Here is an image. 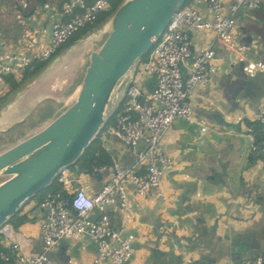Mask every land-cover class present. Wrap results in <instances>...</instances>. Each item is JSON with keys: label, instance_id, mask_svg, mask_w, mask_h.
<instances>
[{"label": "crops", "instance_id": "1", "mask_svg": "<svg viewBox=\"0 0 264 264\" xmlns=\"http://www.w3.org/2000/svg\"><path fill=\"white\" fill-rule=\"evenodd\" d=\"M66 1L0 0V52L23 50L36 56L50 41L52 26L62 18ZM238 25L240 54L245 59L219 44L216 71L191 95L194 116L208 131L203 132L192 120L178 119L164 140L174 165L164 176L163 196L157 190L140 196L131 186L129 206L110 211L116 230L127 228L136 236L134 255L126 264H243L247 258L264 257V162L252 151L247 131L264 100V10H244ZM192 35L197 47L213 37L212 33ZM132 70L139 72L135 65ZM38 81L26 85L20 96L17 92L11 97L21 108L17 112H25L24 116L48 97H41ZM141 88L151 93L155 79L143 77ZM51 98L56 103L62 101ZM54 113L43 115L40 123L14 142L31 135ZM114 120L115 115L111 124ZM104 132L105 128L98 141L110 161L117 159L129 167L133 162L129 148L117 137H109L107 142ZM72 173L74 187L90 194L99 191L109 176L108 172L92 174L86 170ZM40 202L27 201L20 211L27 221L17 227L11 224L13 237L26 255L43 250L41 222L45 211ZM92 215L98 218L100 212L94 210ZM0 242L8 248L12 240L1 236ZM97 253L96 243L84 234L60 241L50 257L55 264H111L96 262Z\"/></svg>", "mask_w": 264, "mask_h": 264}, {"label": "built area", "instance_id": "2", "mask_svg": "<svg viewBox=\"0 0 264 264\" xmlns=\"http://www.w3.org/2000/svg\"><path fill=\"white\" fill-rule=\"evenodd\" d=\"M110 8L109 0H67L62 6V18L52 26L50 41L36 56L23 50L0 52V99L10 90L9 77L22 76L35 61L50 60L73 34ZM263 8L264 0H186L147 58L136 62L139 72L129 73L122 93L117 90L113 93L108 116L115 115V120L105 128L103 137L107 142L109 137L122 140L131 152L132 164L127 167L115 159L95 167L92 174L108 172L109 176L94 194L75 188L72 170L63 167L57 174L61 187L48 191L39 204L45 211L41 222L42 252L26 255L13 237L11 224L6 223L0 228V236L12 243L8 248L4 244L0 246V264H55L50 252L59 242L79 239L84 234L98 247L96 262L128 263L134 255L136 236L127 228L116 230L110 211L129 206L131 186L140 196L152 190L163 196L164 176L174 165L164 148L168 132L180 118L192 120L203 132L208 131V126L194 116L191 95L216 71L219 44L231 54H238L240 60L245 59L240 54L238 16L244 10ZM198 32L212 33L213 37L197 47L192 34ZM145 76L155 79L151 93L141 88ZM247 131L252 151L259 153L264 162V100ZM94 210L100 212L98 218L93 217ZM243 264H264V257L247 258Z\"/></svg>", "mask_w": 264, "mask_h": 264}, {"label": "water", "instance_id": "3", "mask_svg": "<svg viewBox=\"0 0 264 264\" xmlns=\"http://www.w3.org/2000/svg\"><path fill=\"white\" fill-rule=\"evenodd\" d=\"M185 1L125 0L103 26L70 47L82 45L111 24L101 33L106 34L102 45L90 55L76 99L31 135L0 151V228L27 201L51 186L63 167L79 161L101 132L114 91L123 92L133 66L153 48ZM62 54L35 79L60 63L65 56Z\"/></svg>", "mask_w": 264, "mask_h": 264}, {"label": "rangeland", "instance_id": "4", "mask_svg": "<svg viewBox=\"0 0 264 264\" xmlns=\"http://www.w3.org/2000/svg\"><path fill=\"white\" fill-rule=\"evenodd\" d=\"M109 1L112 6V0ZM101 13L98 15V18ZM238 27L240 29V26ZM83 29L84 28L80 29L75 34H73L66 43H68L72 38L79 34ZM105 37L106 34H103L99 38H96V40L90 41L88 42V44H84V46L83 44L80 45V48L78 46H75L76 48L73 50L72 48H69L62 54L67 56L66 59L54 65V68L52 67L50 70H48L49 72L47 71L46 73L41 74L37 84L39 85L38 87L42 94L41 97H48L44 101H42V103L39 104V106L33 113L27 114L25 119H22L20 122H16L15 125L8 131L0 132V144H5L0 148V151L5 150L12 146L14 143H16L14 142L16 138H18L20 135L22 136L25 132L29 131L35 125L36 122L40 123V121L47 113L49 114L50 112L55 110L53 116L55 117L63 110H65V108L69 104H71L72 97H70V95L80 85L83 78V74L89 64L91 53L94 50H97L102 45L103 41L105 40ZM51 88L54 91H51ZM51 96H56L59 99L61 98L62 101L56 103L55 98H51ZM10 98L11 97H8V100ZM107 112H109V106Z\"/></svg>", "mask_w": 264, "mask_h": 264}, {"label": "trees", "instance_id": "5", "mask_svg": "<svg viewBox=\"0 0 264 264\" xmlns=\"http://www.w3.org/2000/svg\"><path fill=\"white\" fill-rule=\"evenodd\" d=\"M125 0H112V6L109 10L103 11L99 18L91 25H88L85 27L79 34H77L74 38H72L68 43H65L52 57L53 59L57 56L61 55L63 52L68 50L71 46L75 45L79 40L83 39L84 37L88 36L95 30L99 29L101 26H103L117 11V9L121 6V4ZM264 10V8L262 9ZM255 11V10H254ZM149 53L143 55L138 61H143L147 58ZM51 58V59H52ZM50 61H35L33 66L31 68L25 69L22 73V77L20 79H17L15 76H11L8 78L9 84H10V91L9 94L3 98L0 99V108L7 103L8 97H12L13 94L19 92L22 90L26 85L31 83L35 80V78L45 70V68L51 63ZM113 116V114H112ZM109 124H111V116L107 118L101 132L104 128H106ZM10 132V131H9ZM101 132L99 133L98 137L94 140V142L85 150L82 157L79 159V161L70 166L71 170H86L87 172H92L95 167H99L108 163H111L112 161L109 153L106 151V149L100 144L98 141L99 136L101 135ZM8 133V132H7ZM61 183L59 182L58 178H55L54 182L51 186L47 187L46 189L39 192L34 198L38 200V202L42 201L45 194L48 191H54L58 190L61 187ZM32 198V199H34ZM21 211V210H20ZM20 211L14 215L12 218L9 219L8 223L14 224L16 227L20 226L21 224L25 223L27 221L26 216H22L20 214ZM1 238V236H0ZM1 246V242H0Z\"/></svg>", "mask_w": 264, "mask_h": 264}, {"label": "bare ground", "instance_id": "6", "mask_svg": "<svg viewBox=\"0 0 264 264\" xmlns=\"http://www.w3.org/2000/svg\"><path fill=\"white\" fill-rule=\"evenodd\" d=\"M110 26H111V24H107L105 27L100 29L98 32H96L92 36H90L87 40H84L83 46H84V44H88V42H90L92 40H96V38H99L101 36V33H103L106 29L110 28ZM75 48L76 47H74L73 49H75ZM66 58H67V56H64L63 60L66 59ZM53 68H54V66H53ZM78 92H79V88L76 89L75 92L73 93V95L70 96V97H72V100H73V98H74V100L76 99V97L78 95ZM17 104H18L17 101H14V100L10 101L0 111V131L1 130H5L6 128L10 127L11 125L15 124L16 122H20L22 119H24L26 117L27 114L24 116L25 112H22V113L17 112V108L19 107Z\"/></svg>", "mask_w": 264, "mask_h": 264}]
</instances>
